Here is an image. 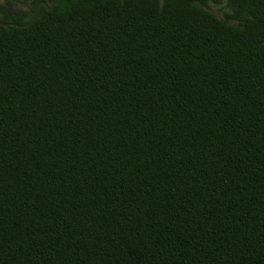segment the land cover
Returning a JSON list of instances; mask_svg holds the SVG:
<instances>
[{"label": "trees", "instance_id": "16d2710c", "mask_svg": "<svg viewBox=\"0 0 264 264\" xmlns=\"http://www.w3.org/2000/svg\"><path fill=\"white\" fill-rule=\"evenodd\" d=\"M49 1L0 27V264H264V0Z\"/></svg>", "mask_w": 264, "mask_h": 264}, {"label": "rangeland", "instance_id": "374dc122", "mask_svg": "<svg viewBox=\"0 0 264 264\" xmlns=\"http://www.w3.org/2000/svg\"><path fill=\"white\" fill-rule=\"evenodd\" d=\"M35 0H0V4H10L16 10H27ZM209 13L215 15L219 19H224L223 9L210 6L206 9Z\"/></svg>", "mask_w": 264, "mask_h": 264}, {"label": "water", "instance_id": "95a60500", "mask_svg": "<svg viewBox=\"0 0 264 264\" xmlns=\"http://www.w3.org/2000/svg\"><path fill=\"white\" fill-rule=\"evenodd\" d=\"M48 4H49L50 8L48 7ZM54 5H55V2H51L50 3L49 0H46L45 2L40 3L38 5L37 9L35 10V12H34L32 18H31V20L26 25L19 26V25H16V24H3V23H0V27H2L4 29H8V28L26 29L27 27H29L33 23L36 15H37V13L39 12V10L41 8H46V9L48 8V10L51 11L53 9Z\"/></svg>", "mask_w": 264, "mask_h": 264}]
</instances>
